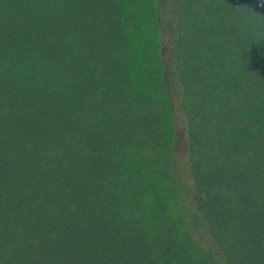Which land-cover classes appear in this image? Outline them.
<instances>
[{
  "label": "trees",
  "instance_id": "trees-1",
  "mask_svg": "<svg viewBox=\"0 0 264 264\" xmlns=\"http://www.w3.org/2000/svg\"><path fill=\"white\" fill-rule=\"evenodd\" d=\"M174 1V68L198 197L189 222L200 234L210 228L219 248L206 240V250L224 264H264V0ZM146 3L130 16L128 0H0V264H158L170 252L178 262L170 247L194 242L175 205L172 156L169 193L149 210H175L180 232L146 243L131 224L139 207L128 200L129 139L142 148L128 126L156 117L152 95L167 104L162 62L149 51V115L119 114L130 112L129 81L141 82L139 53L128 72V37L139 40V26L148 41L152 26L159 32L154 6L151 22H136Z\"/></svg>",
  "mask_w": 264,
  "mask_h": 264
},
{
  "label": "rangeland",
  "instance_id": "rangeland-1",
  "mask_svg": "<svg viewBox=\"0 0 264 264\" xmlns=\"http://www.w3.org/2000/svg\"><path fill=\"white\" fill-rule=\"evenodd\" d=\"M136 1L128 0V15L130 16L133 9L136 7ZM146 1V6L143 9V11L147 10L146 17L143 19L141 12V14L136 16V19L138 20L136 22H139V20H142L141 23L144 22V24L151 22L150 10L154 6V20L156 27L158 25L159 34L156 33L152 26L153 32L155 33V40L148 41L147 29L140 28L139 26V30L136 31L139 35L137 37L139 40H136L135 37H128V48H126V51L124 52L125 55L128 52V72H131L132 66H138V63L134 60L130 61V59L134 57V54L139 53L142 66L143 64L145 66L144 76H141L140 73L142 66L141 69L139 66L138 76L141 82L131 79L128 85V103L130 102L131 107L129 108L130 112L126 113L124 110V112L119 114L123 115L131 113V115H135L136 117L138 115L147 117L149 115V109L152 107L149 103H153L151 99L154 100V108L157 106L159 112H154L152 114L156 117L151 116V122L148 123V125L144 121L135 128L128 126V137H134L133 144L137 143L142 148H135V145L130 146L131 142L129 139L128 151L130 153V159H128V200H133L139 207L137 212L134 209L130 211L133 220L131 224L136 226V228L139 229V232L143 234V239L146 243L149 241V238L152 236L155 237L157 232H160L165 238L171 234L172 239L175 233L180 232L181 226L177 224L178 221L175 210H173L172 215L169 211L164 213L165 209L163 202H159L158 208H151L149 210L150 207H155L157 204L156 198L160 197L159 195L164 197L166 192L169 193V185H171V182L164 177L163 169L167 156H172V169L177 177L176 183L178 184L180 197L178 198V201L175 202V205L178 206V211L187 221V227L194 242L192 241V243H190L184 238L182 243L178 246L173 244L170 248L171 250H174V248L178 249L180 256V259H177L178 262H176V259L173 258V255L170 252L166 254L158 264H224L220 255L211 254L206 250L208 246L206 240H209L212 244V248H219V243L210 228L205 225L204 232L200 234L193 229L189 222V212L192 211L198 197L193 185L194 179H192L193 176H191L192 171H190V162L186 151L185 100L179 90V83L174 68L176 52L174 45H172V25L175 24L177 16L176 4L174 0H152L149 6L148 0ZM140 2L142 3V0H140ZM169 4L170 7L168 11L167 8ZM138 10L139 6L136 8V11ZM115 48L116 45L114 46L113 44L109 50L111 52L110 58L114 56ZM120 49H122V47ZM149 51L155 53L160 62H162L159 76L161 86L166 90V106H163L164 104L161 102L163 99H161V97L156 98L154 95L150 97L151 101L148 103L146 93L142 91L144 89L146 91L147 85L150 86L147 79L148 76L152 71L157 70L150 62L149 57V61L146 60ZM126 99L127 98H125V102ZM155 99H158V101L155 102ZM166 107L167 111L165 114L164 108ZM170 136H172V140L170 139L171 142H169ZM148 176L153 178H149ZM129 210L130 209H128V211ZM165 214L168 216L164 217L163 215ZM159 217H163V219L160 220ZM176 224L179 228L176 227ZM169 226H174L177 229L174 228V230L168 231ZM128 235H135V232L128 231ZM142 245L145 244L143 243ZM138 249L144 250L141 245ZM199 254H201V257H199ZM151 255L152 252H150V256Z\"/></svg>",
  "mask_w": 264,
  "mask_h": 264
}]
</instances>
